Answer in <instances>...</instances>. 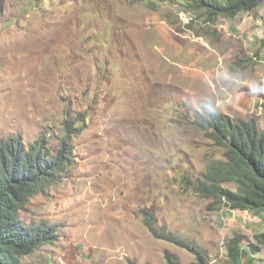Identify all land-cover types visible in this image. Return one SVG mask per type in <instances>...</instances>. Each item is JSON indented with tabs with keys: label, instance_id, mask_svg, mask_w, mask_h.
Listing matches in <instances>:
<instances>
[{
	"label": "rangeland",
	"instance_id": "rangeland-1",
	"mask_svg": "<svg viewBox=\"0 0 264 264\" xmlns=\"http://www.w3.org/2000/svg\"><path fill=\"white\" fill-rule=\"evenodd\" d=\"M263 100L264 2L206 22L177 0H0V139H44L54 156L65 121L86 114L65 178L20 213L57 241L21 263L198 264L152 235L151 215L206 263L233 264L228 240L255 244L264 218L188 190L224 152L195 120L216 111L264 131Z\"/></svg>",
	"mask_w": 264,
	"mask_h": 264
},
{
	"label": "trees",
	"instance_id": "trees-1",
	"mask_svg": "<svg viewBox=\"0 0 264 264\" xmlns=\"http://www.w3.org/2000/svg\"><path fill=\"white\" fill-rule=\"evenodd\" d=\"M146 1V0H140ZM264 0H177L183 12L198 14L206 22L218 17L234 18L251 13ZM264 107V100L262 102ZM86 123V114L80 113L64 123V136L59 149L51 156L44 139L27 148L21 136L0 139V264H22V258L37 249L57 241V226L47 222L26 224L20 218L30 198L44 194L46 189L61 182L68 173L74 158L72 138ZM81 124L82 127H77ZM195 124L222 149L221 159L213 160L200 179L186 180L192 193L213 200L209 210L222 207L229 210L263 215L264 218V131L255 119L233 118L219 112L198 115ZM225 184H232L234 190ZM147 229L158 239L169 241L197 255L198 264H208L191 242L182 240L165 228L157 229L155 219L148 215L144 220ZM256 243L243 244L235 234L226 244L230 262L248 264L259 262L252 255L264 250V232L255 235ZM167 264H179L167 256Z\"/></svg>",
	"mask_w": 264,
	"mask_h": 264
}]
</instances>
